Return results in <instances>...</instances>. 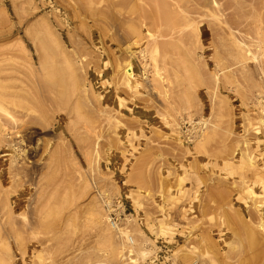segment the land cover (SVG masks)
<instances>
[{"label":"rangeland","instance_id":"1","mask_svg":"<svg viewBox=\"0 0 264 264\" xmlns=\"http://www.w3.org/2000/svg\"><path fill=\"white\" fill-rule=\"evenodd\" d=\"M162 1L0 0V264H264V0Z\"/></svg>","mask_w":264,"mask_h":264},{"label":"bare ground","instance_id":"2","mask_svg":"<svg viewBox=\"0 0 264 264\" xmlns=\"http://www.w3.org/2000/svg\"><path fill=\"white\" fill-rule=\"evenodd\" d=\"M115 1V0H114ZM119 2H122L124 4H128L131 5L128 2H135L137 3L136 5L132 6V10L130 12V14H136L138 16V19L141 20L142 22H144L146 24L147 27V31L150 33V42L147 43L144 47L146 48H152L155 51H158L161 47L164 49H170L172 47L171 43L169 42H163L161 41V37H162V29H163V25L166 24L168 27H172L175 26V17H174V13L172 11H167L166 9L168 8L167 5H165V3H163L162 0H118ZM90 3L93 2V0H89ZM151 21V22H149ZM150 23V25H147V23ZM234 45L236 46L237 43L234 42ZM130 70H133L132 68H129ZM128 75H132V72L129 73V71L127 70ZM17 86H12V85H2L0 84V117L2 116V112L10 115L11 117H14V115L12 114L10 108L8 107L7 103L5 102L4 99V93L6 90L8 89H12V88H16ZM22 90H27L29 91V89H26V87H21ZM34 91V88H33ZM31 108V107H29ZM262 122L264 123V120H262ZM26 125H21V127H24ZM8 133L10 134V137H8ZM22 130L18 129V130H12L10 132H5V128L3 127L0 131V147L1 144H5L8 146V148H6V150L10 153V156L12 158L15 157V152H20L21 154L23 152H26L27 150H24V143L26 141L30 142V143H34L35 140L33 138L32 133H25V134H21ZM42 133H46L45 131H42ZM19 134H21L20 136H18ZM38 135H40L38 133ZM42 135V134H41ZM16 137H18V140L16 139ZM40 141V142H39ZM39 141L37 143V145H35V147H33L31 150L28 146V152H30L32 155L34 154V152H37V150L41 149L42 147V143L44 142V145H48L49 142H47V140H45L42 136H40ZM35 150V151H34ZM33 151V152H32ZM31 172L35 173V170L31 169ZM2 177H5V174L2 173ZM1 181V180H0ZM22 200L21 198L17 199V204H21ZM127 234V233H126ZM253 238L256 239L257 238V234L253 233ZM263 261V258H261L259 260V263Z\"/></svg>","mask_w":264,"mask_h":264}]
</instances>
